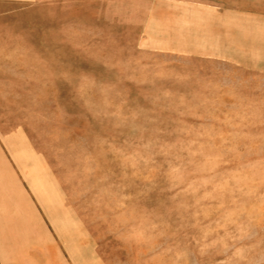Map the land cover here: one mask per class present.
<instances>
[{
	"label": "rangeland",
	"instance_id": "rangeland-1",
	"mask_svg": "<svg viewBox=\"0 0 264 264\" xmlns=\"http://www.w3.org/2000/svg\"><path fill=\"white\" fill-rule=\"evenodd\" d=\"M204 9L45 0L3 52L14 160L118 264H264V51L212 50Z\"/></svg>",
	"mask_w": 264,
	"mask_h": 264
},
{
	"label": "crops",
	"instance_id": "crops-1",
	"mask_svg": "<svg viewBox=\"0 0 264 264\" xmlns=\"http://www.w3.org/2000/svg\"><path fill=\"white\" fill-rule=\"evenodd\" d=\"M44 1L0 0V99L3 52L19 49L22 16L31 4ZM172 1L204 6L212 50L264 51V0ZM14 130L0 131V264H118L115 241L89 232L80 220V203L67 201L63 188L36 185L34 164L31 171V165L27 170L14 160L9 149ZM24 152L36 161L35 152L32 157Z\"/></svg>",
	"mask_w": 264,
	"mask_h": 264
}]
</instances>
